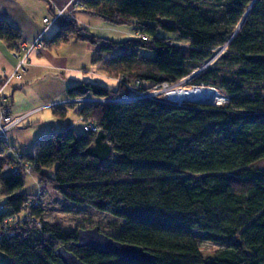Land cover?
Wrapping results in <instances>:
<instances>
[{
    "label": "trees",
    "instance_id": "obj_1",
    "mask_svg": "<svg viewBox=\"0 0 264 264\" xmlns=\"http://www.w3.org/2000/svg\"><path fill=\"white\" fill-rule=\"evenodd\" d=\"M81 8L117 27H134L139 38L114 42L94 36L75 19H62L45 49L71 40L96 47L93 64L119 82L116 91L85 82L69 99L126 100L137 82L146 91L198 74L190 86L214 87L229 99L223 107L163 99L85 104L77 115L98 133L73 128L38 140L32 176L64 199L122 221L115 236L156 260L122 262L78 249V230L24 225L0 251V264H62L60 247L85 264H264V0H79ZM147 36L149 40H143ZM0 39L14 50L22 37L0 19ZM187 43L184 51L175 43ZM225 48V51H222ZM147 51L152 57L142 56ZM221 52V54H219ZM219 54V56H217ZM78 105L54 109L65 119ZM15 163L0 142V187L7 212L20 215L31 195L25 176L5 172ZM41 209L33 214L42 221ZM108 236V235H107ZM202 242L222 247L205 259ZM240 242V244H239Z\"/></svg>",
    "mask_w": 264,
    "mask_h": 264
},
{
    "label": "crops",
    "instance_id": "obj_2",
    "mask_svg": "<svg viewBox=\"0 0 264 264\" xmlns=\"http://www.w3.org/2000/svg\"><path fill=\"white\" fill-rule=\"evenodd\" d=\"M78 2L79 0H0V19L6 20L20 33L21 47L27 48L41 37L45 29L44 20L52 18L58 11H72L74 19L89 32L91 29L102 28L103 23L92 19L97 17L81 7H75ZM0 42L1 85L17 68L19 61L15 54L23 56L24 51L21 48L14 50L5 40L0 39ZM97 50L88 43L71 40L56 50H36L30 54L26 74L22 79L14 78L5 89L13 113L18 116L29 115L23 125H20L22 128L18 126L13 130L15 136L8 143L11 149L22 155L34 154L35 144L48 133L69 127L81 132L82 125L77 115L79 106L68 110L65 119L55 117L52 110L41 108L54 101L69 100L67 90L70 87L85 83L83 81L87 79L86 75L96 74L93 59ZM25 147L32 152L23 150Z\"/></svg>",
    "mask_w": 264,
    "mask_h": 264
},
{
    "label": "built area",
    "instance_id": "obj_3",
    "mask_svg": "<svg viewBox=\"0 0 264 264\" xmlns=\"http://www.w3.org/2000/svg\"><path fill=\"white\" fill-rule=\"evenodd\" d=\"M75 7H81L79 2L75 4ZM69 18L74 19L72 11L69 12L63 10L58 11L52 18L45 19V29L41 37L33 46H30L28 48L26 46L20 47L24 51V55L22 56L20 53L15 54V57L19 61L17 68L14 74L0 85V142L5 143L7 145V155H10L15 161V163H9L6 165L5 172L8 174L32 175L34 171V165L24 161L22 155L19 154L18 151L11 149L8 144L10 132L20 126L29 117V115L18 116L13 113L11 101L5 95V89L14 78L22 79L23 76L26 74L30 54L33 51L45 49L43 39H45L44 37L48 34V32L52 28L56 27L60 20ZM141 38L143 40H149L147 36H141ZM222 51H225V48ZM196 75L193 74L181 80L177 84L164 83L160 86H155L146 91L140 90L142 87H144V84L141 82H137L132 86H127V88L129 89H135V93L132 98H128L126 100L137 101L163 99L168 103L182 105L185 103H189V101H177V97L179 96V94L183 96L186 94H193L195 91H208L210 93H213L216 97V103L213 104L214 107L220 108L229 103V99L225 95L221 94L219 90L214 87H207L205 85L190 86L191 80ZM126 100L99 99L93 97H87L83 99H69L67 101L51 102L42 107L41 110L53 111L54 109L64 108L69 105H78L82 107L85 104H109ZM80 123L82 125L81 132L83 134H95L100 131L98 125L92 119L85 120L81 118ZM43 193V190L40 191L38 198H40ZM38 207L39 203L37 199L32 198L28 201L27 206L24 208L22 214L13 215L3 219V221L0 223V246L2 245V243H4V241L10 240L15 237L17 231L24 225H28L29 227H36L38 230L43 229L42 221L35 217L33 214V210ZM6 212L7 208L5 206L4 200L0 198V215ZM22 215L25 217L24 219H22Z\"/></svg>",
    "mask_w": 264,
    "mask_h": 264
},
{
    "label": "rangeland",
    "instance_id": "obj_4",
    "mask_svg": "<svg viewBox=\"0 0 264 264\" xmlns=\"http://www.w3.org/2000/svg\"><path fill=\"white\" fill-rule=\"evenodd\" d=\"M96 19L103 23L102 28L97 30L91 29L90 32L94 36L102 37L114 42H126L139 38V34L136 32L134 27L124 26L117 27L110 24L104 23L101 19ZM57 26L46 35V39L52 38L56 33ZM1 43V42H0ZM175 45L187 51L190 46L187 43H175ZM221 54V52L219 53ZM219 54L217 56H219ZM142 56L152 57L153 54L147 51L141 52ZM95 67V66H94ZM96 74L86 75L87 78L83 82L93 83L102 87H105L111 91H116L119 87V82L114 78L105 73H101L98 68H94ZM195 75L198 72L194 73ZM192 82V80H191ZM214 106V105H213ZM23 125V124H22ZM22 128V126H20ZM15 131V130H14ZM9 134V141L13 139V132ZM29 147V146H28ZM25 147L23 150L31 153V149ZM28 148V149H27ZM257 168H264V163L257 165ZM25 176V187L22 189V194L31 195L30 199H37L39 203V209H41L40 215L42 216V222L49 223L51 225L60 226L65 232H74L79 230H89L98 227L100 231L108 236H115L117 230L121 228L122 221L115 219L112 216L101 213L87 206H79L71 203L64 199L56 190L51 187L47 182L41 183L40 180L32 175ZM43 190V194L38 198L40 191ZM0 198L3 199L0 187ZM4 200V199H3ZM22 219L25 217L22 215ZM201 252L205 259L209 260L215 257V255L223 248L208 242H202L200 244ZM8 258L0 251V263H6Z\"/></svg>",
    "mask_w": 264,
    "mask_h": 264
},
{
    "label": "water",
    "instance_id": "obj_5",
    "mask_svg": "<svg viewBox=\"0 0 264 264\" xmlns=\"http://www.w3.org/2000/svg\"><path fill=\"white\" fill-rule=\"evenodd\" d=\"M189 103L213 106V104L205 101H189ZM76 248L89 249L100 255L116 256L125 263H149L156 260L153 255L146 252L141 247L115 241L113 238L103 234L98 227L89 230H79ZM55 257L62 264H85L73 252L69 251L65 247L57 249Z\"/></svg>",
    "mask_w": 264,
    "mask_h": 264
},
{
    "label": "bare ground",
    "instance_id": "obj_6",
    "mask_svg": "<svg viewBox=\"0 0 264 264\" xmlns=\"http://www.w3.org/2000/svg\"><path fill=\"white\" fill-rule=\"evenodd\" d=\"M177 101H205L211 104L216 103V97L213 93L206 91H195L193 94L180 95L177 97Z\"/></svg>",
    "mask_w": 264,
    "mask_h": 264
}]
</instances>
